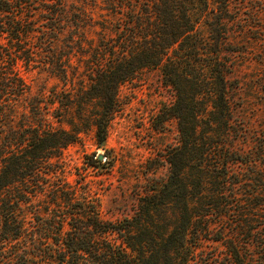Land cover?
Returning a JSON list of instances; mask_svg holds the SVG:
<instances>
[{
    "label": "trees",
    "instance_id": "trees-1",
    "mask_svg": "<svg viewBox=\"0 0 264 264\" xmlns=\"http://www.w3.org/2000/svg\"><path fill=\"white\" fill-rule=\"evenodd\" d=\"M119 1L121 4L108 0L106 5L117 4L118 8H106L121 13L131 29L119 30L116 38L102 39L96 46L86 40L88 51L81 44V28L87 24L88 14L73 0H0L1 264L12 259L19 264H131L127 256L140 264L148 263L139 257L144 256L145 244L123 238L108 241L107 234H119L123 228L100 219L95 206L84 196L79 200L52 167V158L77 141L88 127L93 129L97 145H103L115 111L118 84L147 68H157L163 83L172 89L174 102L163 119L175 117L178 130L177 143L164 154L168 179L148 191L151 196L137 211L148 214L149 206L155 209L163 205L161 194L171 192L177 202L180 219L163 242L160 264H185L184 259L170 257L169 249L172 256L187 254L188 248L195 246L191 237L207 227L202 223H209L212 216L215 223L219 222L229 211L246 217L240 219L237 231L242 235L249 232L251 236L242 243L252 242L256 249V256L248 262V256H239L244 246L224 240L236 264H264V214L260 213L264 204L260 196L253 194L254 201H246L247 206L234 201L233 197H240L233 193H229V201L220 199L227 194L230 181L227 172L217 171L236 160L231 154L225 155L224 142L216 139L221 137L219 129L229 113L226 62L217 56V50H210L211 41L202 35L199 24L213 11L212 2L227 0ZM211 29L208 37L219 44L222 32L218 22ZM74 46L81 55L86 53L79 61L84 64L81 74L88 79L86 86L79 82L77 89L76 66L70 62ZM18 61L24 66H40L71 86L60 95L52 91L51 101H57L58 106L50 114L58 125L47 117L40 98L29 96L30 85L18 73ZM23 97L29 114L22 112V120L29 119L14 124L17 104ZM65 112L69 116L65 117ZM62 121L69 128L62 126ZM93 155L100 164L97 154ZM36 192L46 195V204L41 211L28 210ZM185 194L187 199L196 198L195 204L189 206L187 199L183 200Z\"/></svg>",
    "mask_w": 264,
    "mask_h": 264
},
{
    "label": "rangeland",
    "instance_id": "rangeland-1",
    "mask_svg": "<svg viewBox=\"0 0 264 264\" xmlns=\"http://www.w3.org/2000/svg\"><path fill=\"white\" fill-rule=\"evenodd\" d=\"M107 1L73 0L88 14L85 16L87 24L81 28V44L85 50L90 51L86 40L90 39L91 46H96L102 39L101 42H105L116 38L119 30L125 28L129 31L132 27L121 13H113L106 8H114V5L118 8L120 1L106 5ZM210 5L213 11L208 13V18H203L199 29L211 41L210 50H217V56L226 62L223 68H226L229 103L226 124L219 129L222 134L219 132L221 137L216 139L224 142L222 151L225 155L231 154L236 158L235 162L228 161L226 169L217 171L220 172L218 174L227 172L230 181L227 194L220 199L229 201L232 198L229 193H233L240 197H233L234 201L244 202L247 206L246 201L253 202V194H257L261 204H264V0H227ZM217 22L222 32L219 44L208 37ZM63 34L66 35L67 31ZM65 40L62 39V42L65 43ZM85 54L81 55L75 46L70 54V62L76 66L75 89L82 84L83 87L87 85V77L81 74L84 64L79 61V58H85ZM16 67L30 85L29 96H38L44 111L48 112L47 117L58 125L59 122L50 114L58 106L57 101H51L52 91L60 95L61 90H70L71 86L63 84L40 66H24L18 61ZM77 78L81 80L77 81ZM79 82H82L81 85ZM40 92H43L42 96ZM115 97V111L107 125L103 145H97L93 129L88 127L80 132L77 141L65 146L58 157L52 158L55 162L52 167L55 174L75 190L79 200L84 196L95 206L100 219L123 228L119 234H107L108 241L114 243L123 238L145 244L144 256L139 257L146 259L147 264H160L163 242L168 231L180 219L177 202L172 199L171 192L161 194L162 201H165L163 205L155 209L149 206L148 214L137 211L141 202L151 196L148 191L161 187L168 179L169 166L164 154L169 146L177 143L178 130L175 117L163 118L174 102V93L163 83L157 68H147L119 83ZM22 112L29 114L24 97L17 104L14 124L29 119L25 117L22 120ZM64 116H69V113L65 112ZM61 125L69 128L65 121ZM93 153L103 154L100 164L95 162L96 155ZM46 198L42 192H36L31 197L32 204L28 210L32 207L41 211ZM196 200L188 198V205L195 204ZM261 206L264 209V205ZM260 213L264 214L263 211ZM31 214L28 211V216ZM243 217V214L241 216L233 211L226 212L216 223L213 216L210 217L209 223H202L203 228L207 226L206 229H199V233L197 231L191 237L195 246L187 245V254L172 256L170 248L169 256L174 260L184 259L185 264H236L224 240L232 239L237 246H244L242 240L251 234L243 232L242 235L237 231V224H241ZM247 221L254 226L248 218ZM244 247L239 256H248L250 262L256 256V249L252 242ZM132 257L127 256V259H132L127 263L140 264ZM9 264L19 263L12 259Z\"/></svg>",
    "mask_w": 264,
    "mask_h": 264
},
{
    "label": "water",
    "instance_id": "water-1",
    "mask_svg": "<svg viewBox=\"0 0 264 264\" xmlns=\"http://www.w3.org/2000/svg\"><path fill=\"white\" fill-rule=\"evenodd\" d=\"M97 158H98V159H102V158H103V154H101V153H97Z\"/></svg>",
    "mask_w": 264,
    "mask_h": 264
}]
</instances>
